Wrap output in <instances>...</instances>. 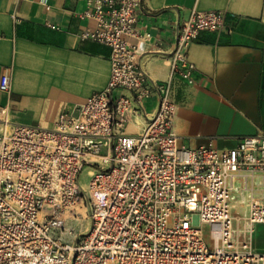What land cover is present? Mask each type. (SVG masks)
<instances>
[{
  "label": "built area",
  "instance_id": "1",
  "mask_svg": "<svg viewBox=\"0 0 264 264\" xmlns=\"http://www.w3.org/2000/svg\"><path fill=\"white\" fill-rule=\"evenodd\" d=\"M86 4L81 17L97 24L81 36L112 48L109 82L75 111L59 112L52 127L2 120L0 264H264L255 243L264 224V134L217 149L184 144L174 127L176 80L195 83L189 45L203 30L222 29L224 15L194 9L178 24L161 82L128 41L143 36V0ZM10 80L4 73L0 89ZM123 90L130 95L116 94ZM136 120L140 131L126 132ZM82 208L87 223L75 231Z\"/></svg>",
  "mask_w": 264,
  "mask_h": 264
},
{
  "label": "crops",
  "instance_id": "2",
  "mask_svg": "<svg viewBox=\"0 0 264 264\" xmlns=\"http://www.w3.org/2000/svg\"><path fill=\"white\" fill-rule=\"evenodd\" d=\"M87 9L86 0H0V79H11L9 90L0 89V135L4 118L52 127L59 112L75 111L107 86L112 48L82 38L97 24L81 17ZM194 9L220 11L225 24L189 45L195 83L176 80L174 127L188 146L231 148L241 136L264 134V0H143V36L128 41L148 74L166 81L177 26ZM157 103V96L148 99V111ZM140 128L136 120L126 132Z\"/></svg>",
  "mask_w": 264,
  "mask_h": 264
},
{
  "label": "rangeland",
  "instance_id": "3",
  "mask_svg": "<svg viewBox=\"0 0 264 264\" xmlns=\"http://www.w3.org/2000/svg\"><path fill=\"white\" fill-rule=\"evenodd\" d=\"M88 170L89 169H85L84 171V174H83V180H84V183L86 184L87 183V178H88ZM82 212L85 211V209H80ZM81 223L82 224H86L87 223V219L85 218H81L80 220H73L71 221V226L72 227H75V231L76 230H80L81 228ZM255 239H256V236H255ZM256 246H258L259 248H263L264 247V224H262L260 226V230H259V233L257 234V240H256Z\"/></svg>",
  "mask_w": 264,
  "mask_h": 264
},
{
  "label": "bare ground",
  "instance_id": "4",
  "mask_svg": "<svg viewBox=\"0 0 264 264\" xmlns=\"http://www.w3.org/2000/svg\"><path fill=\"white\" fill-rule=\"evenodd\" d=\"M91 173H92V170L89 169V170H88V175L91 174ZM85 217H86V215H85V211H84V212H83V215L81 216V218H85Z\"/></svg>",
  "mask_w": 264,
  "mask_h": 264
}]
</instances>
